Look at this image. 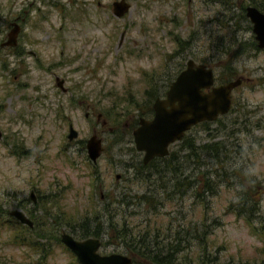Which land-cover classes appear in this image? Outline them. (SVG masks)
I'll return each mask as SVG.
<instances>
[{
  "label": "rangeland",
  "instance_id": "rangeland-1",
  "mask_svg": "<svg viewBox=\"0 0 264 264\" xmlns=\"http://www.w3.org/2000/svg\"><path fill=\"white\" fill-rule=\"evenodd\" d=\"M111 1L0 0V43L11 22L22 24L16 44L0 47V219L20 208L22 197L34 189L54 202L47 211L59 233L75 239H80V223L89 228L102 206L115 209L114 224L100 222V252H123L121 237L112 231L120 228V218L134 229L145 221L150 228L169 220L172 231L189 220H214L206 242L217 264H264V237L256 229L264 220V51L251 45L243 15L250 1L264 8V0H125L129 8L119 18L111 13ZM18 14L25 20H15ZM187 59L211 68L214 84L240 80L227 113L184 134L194 147L215 144L217 160L203 155L197 168L179 141L168 147L175 158L170 166L180 178L205 171L217 184L202 202L182 187L170 201L155 193L158 174L145 182L138 167L141 154L127 129L139 113L150 116L147 92L163 96ZM55 76L63 79L65 92L55 88ZM68 124L77 133L70 141ZM92 133L102 147L94 163L84 150ZM160 164L154 162L169 185ZM253 181L260 185L253 201L257 210L247 220L233 204L245 194L242 186ZM143 191L153 206L163 200L147 219L133 196ZM35 210L38 219H47L42 208ZM87 215L91 218L84 223ZM12 228H0V262L6 264L21 263L24 249L7 243ZM188 241L189 254L198 250L196 240ZM50 253L45 262L32 255L22 264L76 263L61 243L52 244Z\"/></svg>",
  "mask_w": 264,
  "mask_h": 264
},
{
  "label": "trees",
  "instance_id": "trees-1",
  "mask_svg": "<svg viewBox=\"0 0 264 264\" xmlns=\"http://www.w3.org/2000/svg\"><path fill=\"white\" fill-rule=\"evenodd\" d=\"M253 6L257 9L262 8L257 1H250ZM242 11V8L241 10ZM254 43V42H253ZM251 44L255 47L254 44ZM181 45V44H179ZM178 72V71H177ZM169 77V76H168ZM168 78H166L165 82ZM148 99H154L156 94H152L147 92ZM148 113H151V110H148ZM138 117H142V114L139 113ZM137 117V118H138ZM136 118V120H137ZM207 122H200L198 124L205 125ZM136 124V121H135ZM134 125L129 126L127 129L130 131ZM186 133V132H185ZM184 133V134H185ZM180 148H185V150H190L192 152V157L195 161V164L198 166L201 165V158L203 155H206L210 158H215L217 160V156L219 148L214 147L215 144H200L197 147H194L191 139L186 135H183L179 140ZM238 148V147H236ZM172 153H168L166 156L152 158L147 161L145 164L138 163L139 169L144 172V180L146 182L150 176L157 173V183L155 185V193H160L163 196V200L170 201L173 199L175 192H179V188L182 187L184 189H192L196 197H199V201H203V195L205 192L212 193L214 187H216V183L213 181L211 177L207 175L205 171H197L192 178L187 175L183 177H179L178 169L173 168L171 162L174 161ZM159 161L160 166L169 173L167 180L170 182L169 185H166L162 180V175L159 174V170H156L154 166V162ZM152 170V171H151ZM245 190V194L241 193L238 197L236 204H233V210L236 213L249 220L252 212L257 210V203L253 202L255 199L256 189L260 187L259 182L253 181L248 183L245 186H242ZM170 188V190H168ZM133 196L137 199V204L135 207H139L142 209L145 219H147L148 211L156 210L157 208L163 205V200L155 203L153 200L148 197L146 191H143L138 194H133ZM40 206L47 214V219H39L33 223L32 227H26L17 221L9 218L7 215H4L2 219H0V228H2L5 224V227L12 228L11 232L8 235L7 243L15 247H24V249L20 252L22 260L32 256L37 255L38 258L45 262V256L50 255L52 251V244L60 243L58 241L59 235V226H57L58 222L56 219H50L49 206H53L54 202H49L48 205L45 202ZM125 206L131 205L129 202H124ZM253 203V204H252ZM48 206V207H46ZM58 208V207H57ZM103 213L95 214L92 219V225L87 227L86 219H90L88 215L84 218L85 227L82 228V224L80 223V227L77 229L79 238L92 236L97 237L102 235V227L100 226V222L107 220L110 225L114 224V219H119L116 217V211L113 208H108L107 206H102ZM157 212H155L156 214ZM104 217V219H102ZM120 228L118 230L116 228L111 230L113 233H116L121 237V246L126 250L131 257L139 258L147 263L151 264H217V257L213 256V252H211L207 246L206 237L209 234L208 228L212 224H215L214 220L209 223H205L203 220L201 221H188L183 224H178V226L172 231L170 229L169 220H162L160 222H153V226L148 227V223L145 221L143 227H138L134 229L136 226H132V228H128L126 226V222L124 218H120ZM180 220V219H179ZM95 221V225L93 223ZM13 223V224H11ZM257 229V233L264 237V220L260 224ZM117 230V231H116ZM188 239H194L198 244L196 251L187 252V248L190 245V241ZM210 246V244H209ZM0 264H6L4 262H0ZM16 264V263H15Z\"/></svg>",
  "mask_w": 264,
  "mask_h": 264
},
{
  "label": "water",
  "instance_id": "water-1",
  "mask_svg": "<svg viewBox=\"0 0 264 264\" xmlns=\"http://www.w3.org/2000/svg\"><path fill=\"white\" fill-rule=\"evenodd\" d=\"M113 14L121 16L127 11L129 4L124 0L113 1ZM244 15L250 22V29L256 46L264 50V13L254 6L244 7ZM1 46H14L18 26L11 22ZM240 80L235 78L225 83L214 85L212 69L191 59L184 62L169 82L162 97H155L151 102V116L139 117L136 126L130 131L134 149L141 152V162L145 164L154 157L165 156L168 145L178 141L191 126L201 121H213L217 116L225 114L230 107V91ZM57 81L56 86H61ZM76 137V131L68 126L66 138ZM85 153L94 163L101 152L100 139L90 135L84 143ZM118 175H115L117 178ZM18 222L31 226V221L17 209L8 211ZM59 242L68 249L80 264H129V258L119 253L99 255L97 238L87 237L77 240L62 232Z\"/></svg>",
  "mask_w": 264,
  "mask_h": 264
},
{
  "label": "flooded vegetation",
  "instance_id": "flooded-vegetation-1",
  "mask_svg": "<svg viewBox=\"0 0 264 264\" xmlns=\"http://www.w3.org/2000/svg\"><path fill=\"white\" fill-rule=\"evenodd\" d=\"M189 1V0H188ZM112 2L113 1H111V3H110V10H111V13H112V15H113V9H112V7H111V5H112ZM57 5V3H54V2H52V6H56ZM249 5V4H248ZM253 6V5H252ZM255 7V6H254ZM123 16V15H122ZM115 17V16H114ZM245 17V16H244ZM117 18H119V17H117ZM23 19L25 20V15H22V16H19V14L17 15V18L15 19V20H19V21H23ZM245 22H246V25H248L249 27H250V22H249V20L245 17ZM20 25H22V24H18L17 23V26H18V32H17V34H16V42H17V36H18V34H19V31H20ZM32 26H35V24L34 25H32ZM9 28H11V24H10V26H9ZM252 40L253 41H251L254 45H255V47H253V48H257V46H256V43H255V41H254V38H253V35H252ZM3 42V41H2ZM117 43H119V38H118V41H117ZM251 43V44H252ZM1 47H4V48H11V47H9V46H1ZM257 49H260V48H257ZM260 50H262V49H260ZM264 51V50H263ZM16 56H18L19 58H21L22 57V52H20V51H17L16 52ZM57 81H61V86H63V79H57V77L55 76L54 77V86H55V88L56 89H58L59 91H61V92H65V90H66V88H63V89H65V90H62L60 87H57L56 86V83H57ZM236 87V86H235ZM234 88V87H233ZM230 102H231V98H230ZM87 115V113H85L84 114V116H86ZM98 116H99V114H97L96 115V118H98ZM69 125H71V124H68L67 125V128H68V126ZM34 189H30L29 191H28V195H27V197H22V199H21V202H20V206H18V207H20V208H16V209H18L19 211H21L22 213H23V215L27 218V219H29L30 221H31V226H27V225H25V224H22V223H20V224H22V225H24V226H26V227H32V225H33V223L34 222H36L37 220H39L38 219V217H36V210L35 209H38V207L40 208V206L43 204L42 202H45V204L46 205H48V203L49 202H47V200H45V197L43 196V194H41V193H37V194H34ZM28 204L30 205V206H28ZM7 216L9 217V218H12L11 216H9L8 214H7ZM13 219V218H12ZM102 235H99V236H97L96 238L99 240V238L101 237ZM86 237H84V238H81V239H85ZM99 247H100V240H99ZM98 247V249L96 250V252H97V254H99V255H108V254H111V253H119V254H122V255H125V256H127L128 258H129V264H136L134 261H132L133 260V257H131V255L126 251V250H123V252H117V251H109V252H100V248ZM71 254V256H72V259L76 262L77 260L75 259V257L73 256V254L72 253H70ZM75 264H80V263H78V262H76Z\"/></svg>",
  "mask_w": 264,
  "mask_h": 264
},
{
  "label": "bare ground",
  "instance_id": "bare-ground-1",
  "mask_svg": "<svg viewBox=\"0 0 264 264\" xmlns=\"http://www.w3.org/2000/svg\"><path fill=\"white\" fill-rule=\"evenodd\" d=\"M243 10H244V8H243ZM243 15H244V12H243ZM245 16V15H244Z\"/></svg>",
  "mask_w": 264,
  "mask_h": 264
}]
</instances>
